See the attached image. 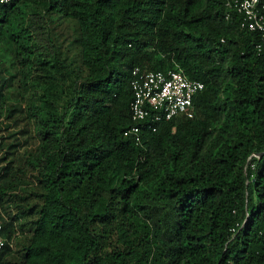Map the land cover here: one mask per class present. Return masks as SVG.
Wrapping results in <instances>:
<instances>
[{
    "label": "trees",
    "instance_id": "obj_1",
    "mask_svg": "<svg viewBox=\"0 0 264 264\" xmlns=\"http://www.w3.org/2000/svg\"><path fill=\"white\" fill-rule=\"evenodd\" d=\"M241 18L0 5V264H264V33ZM135 67L201 81L192 116L128 133Z\"/></svg>",
    "mask_w": 264,
    "mask_h": 264
},
{
    "label": "built area",
    "instance_id": "obj_2",
    "mask_svg": "<svg viewBox=\"0 0 264 264\" xmlns=\"http://www.w3.org/2000/svg\"><path fill=\"white\" fill-rule=\"evenodd\" d=\"M11 1L13 0H0V5ZM225 6L242 15V28L264 33L263 0H225ZM130 88L132 125L127 132L137 134L142 128L155 131L158 123L175 116L191 117L193 99L202 90L203 83L187 77L180 70H141L135 67L131 72ZM251 155L257 157L255 153ZM3 245L4 238L0 235V247Z\"/></svg>",
    "mask_w": 264,
    "mask_h": 264
},
{
    "label": "rangeland",
    "instance_id": "obj_3",
    "mask_svg": "<svg viewBox=\"0 0 264 264\" xmlns=\"http://www.w3.org/2000/svg\"><path fill=\"white\" fill-rule=\"evenodd\" d=\"M23 95H26V92H23ZM19 96H17V98H18ZM22 139V141H23V139H25V137H23V138H21ZM36 138H31V139H29L28 140V143H27V146H29V147H35L36 146V140H35ZM22 146H26V144H24V145H22ZM22 148V147H21ZM21 151V150H20Z\"/></svg>",
    "mask_w": 264,
    "mask_h": 264
}]
</instances>
